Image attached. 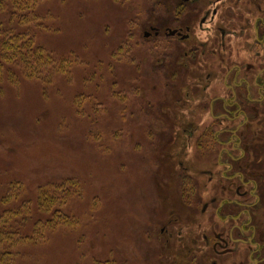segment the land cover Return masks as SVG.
<instances>
[{
  "label": "rangeland",
  "instance_id": "obj_1",
  "mask_svg": "<svg viewBox=\"0 0 264 264\" xmlns=\"http://www.w3.org/2000/svg\"><path fill=\"white\" fill-rule=\"evenodd\" d=\"M158 6L42 0L0 29V57L3 48L12 58L0 59V219L17 235L14 246L0 244L10 254L4 264L236 261L211 250L223 230L211 200L230 184L215 174L209 183L215 158L206 151V117L196 114L207 109L205 71L163 73L169 54L143 37L158 23ZM7 36L24 39L3 42ZM248 158L264 189V142ZM163 227L169 246L159 239Z\"/></svg>",
  "mask_w": 264,
  "mask_h": 264
},
{
  "label": "flooded vegetation",
  "instance_id": "obj_2",
  "mask_svg": "<svg viewBox=\"0 0 264 264\" xmlns=\"http://www.w3.org/2000/svg\"><path fill=\"white\" fill-rule=\"evenodd\" d=\"M157 9L158 23L148 24L143 37L159 40L169 54L163 73L176 72L181 79L203 69L207 79L201 88L207 109L196 114L206 117V151L215 158L209 183L215 174L230 184L222 188L225 197L211 200L214 219L223 226L211 250L235 258L232 264H264V189L252 178L259 173L251 172L248 158L254 143L264 142V0H159ZM168 89L174 103L182 101L176 89ZM144 93L141 89L142 98ZM182 97L189 101L188 92ZM209 207L205 204L202 213ZM230 208L238 211L229 213ZM168 229L161 228L159 235L166 246Z\"/></svg>",
  "mask_w": 264,
  "mask_h": 264
},
{
  "label": "trees",
  "instance_id": "obj_3",
  "mask_svg": "<svg viewBox=\"0 0 264 264\" xmlns=\"http://www.w3.org/2000/svg\"><path fill=\"white\" fill-rule=\"evenodd\" d=\"M42 0H0V29L3 27L13 28V25L18 21V13L25 12L26 10L35 7V5ZM19 23V21H18ZM22 24H20L21 26ZM24 39L21 36H7L6 40L3 42H21ZM1 61L9 64L12 61V58L5 55V50L2 48L1 52ZM52 201L49 200L45 203H40L39 207L42 212H47L52 205ZM17 215L18 213L15 212ZM10 222L8 218L0 219V244L2 241L9 243V246L12 247L16 244V234L4 230V226ZM16 237V238H15ZM18 241H22L18 238ZM10 261V254L6 251L0 253V264H4L7 261Z\"/></svg>",
  "mask_w": 264,
  "mask_h": 264
}]
</instances>
